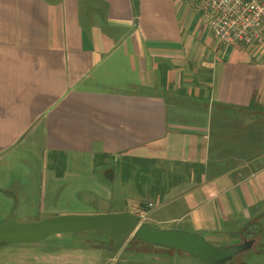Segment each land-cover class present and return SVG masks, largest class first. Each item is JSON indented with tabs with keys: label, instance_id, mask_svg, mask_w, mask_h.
Wrapping results in <instances>:
<instances>
[{
	"label": "crops",
	"instance_id": "obj_1",
	"mask_svg": "<svg viewBox=\"0 0 264 264\" xmlns=\"http://www.w3.org/2000/svg\"><path fill=\"white\" fill-rule=\"evenodd\" d=\"M137 176L146 222L234 236L264 218V50L217 43L183 0H0V222L94 213L81 191L109 206ZM77 237L0 244V264L127 263Z\"/></svg>",
	"mask_w": 264,
	"mask_h": 264
},
{
	"label": "water",
	"instance_id": "obj_2",
	"mask_svg": "<svg viewBox=\"0 0 264 264\" xmlns=\"http://www.w3.org/2000/svg\"><path fill=\"white\" fill-rule=\"evenodd\" d=\"M74 231H95L108 237L110 245L103 247L117 251L128 237L151 246L187 254L206 264H226L236 255L247 251L253 241L218 246L207 242L197 231L178 228H159L140 221L137 214L127 210L96 214H60L38 220L19 222L11 212L0 222V244L33 243L51 234Z\"/></svg>",
	"mask_w": 264,
	"mask_h": 264
},
{
	"label": "rangeland",
	"instance_id": "obj_3",
	"mask_svg": "<svg viewBox=\"0 0 264 264\" xmlns=\"http://www.w3.org/2000/svg\"><path fill=\"white\" fill-rule=\"evenodd\" d=\"M107 179V178H105ZM132 181V182H131ZM125 186L124 189L126 191L125 194L128 196L127 198L124 197L121 201V195H119L116 191L114 195V199L112 203H110L109 206L105 205L104 201L95 196L94 194H89V193H84V191H81L80 194L78 195L77 199L80 204L73 206V209H78V210H83V211H95L94 213H82V214H96V213H106V212H114V210L121 205L124 206V202L127 200L129 201L131 196H136L135 198H139L142 201H139L138 203L134 204L130 208V212L136 213V209H144V207L148 202L146 198L148 197V186L146 185V179L143 176H137L133 178L132 180H129V182H124ZM92 184V183H91ZM118 190L117 182L114 185V190ZM119 191V190H118ZM29 196H28V201L30 199L34 198V194H32L31 191H27ZM47 200V199H46ZM126 201V202H127ZM43 212V211H41ZM165 212L164 211H157L155 214H160L163 215ZM71 214H77V213H71ZM59 215V214H58ZM53 215H47L45 213H40L39 215H36L33 218H25V219H16L19 222H28V221H33V220H38L42 219L45 217H49ZM16 218V217H15ZM141 220V219H140ZM146 219H142L141 221H144ZM262 222H264V218L261 219ZM148 224L159 227V228H178L175 223L172 224H160L156 225V223H153L151 221H147ZM244 224V223H243ZM264 226V223H263ZM248 229L250 227L247 226ZM179 229V228H178ZM184 230V229H183ZM233 229L231 227H227L224 230L220 231L219 233H216V235H207L200 233L202 237L209 243L218 245V246H225L228 244H233L237 243L239 237L238 233L237 235L232 236L231 234H228L231 232ZM264 231V229H263ZM72 233H75V235H78L76 238V241L79 245L84 246V247H89V248H97V247H103V245H110L108 242V238L102 234H98L95 231H74ZM131 239V236L128 237ZM138 242H135L134 245H138ZM262 246L263 250L260 253H251L250 251L244 254L243 260L246 261L244 264H264V232H263V237H262ZM137 246H135L136 248ZM149 249L147 252L143 251L142 253H138L137 251H133L131 248L128 249V251L125 252L127 255V263L123 264H178L177 262H168L161 260L162 254L155 253V251L151 250L153 246L148 245L146 246ZM104 248V247H103ZM139 250V249H138ZM103 251H106L107 253L112 254L114 251L108 250L104 248ZM124 251V250H122ZM156 258V259H155ZM158 258V259H157ZM242 258H238V260H241ZM196 263V262H194ZM118 264H122V259ZM197 264V263H196Z\"/></svg>",
	"mask_w": 264,
	"mask_h": 264
},
{
	"label": "built area",
	"instance_id": "obj_4",
	"mask_svg": "<svg viewBox=\"0 0 264 264\" xmlns=\"http://www.w3.org/2000/svg\"><path fill=\"white\" fill-rule=\"evenodd\" d=\"M183 1L200 13L217 43L264 50V0ZM146 206L151 208L153 205L148 202ZM135 214L141 220L146 218L140 208Z\"/></svg>",
	"mask_w": 264,
	"mask_h": 264
},
{
	"label": "flooded vegetation",
	"instance_id": "obj_5",
	"mask_svg": "<svg viewBox=\"0 0 264 264\" xmlns=\"http://www.w3.org/2000/svg\"><path fill=\"white\" fill-rule=\"evenodd\" d=\"M253 223L249 226L250 229H244V230H241L239 231L238 233V241L237 242H241L243 240H252L253 243L251 245V247L243 252V253H240L238 255H236L235 257H233L231 260L227 261L226 264H244L246 263L245 260H243V256L244 254H246L247 252H251V253H260L262 250H263V246H262V237H263V229H264V226H263V223L261 221V218L260 217H256L253 219ZM108 238V237H107ZM130 239V238H128ZM136 239H133L131 238L130 240H128V242L126 241L124 243V248L122 250L124 251H128V249H130L131 247H134V244L135 242H138L137 244L138 245H145V246H148V244L146 243H143V242H140V241H135ZM108 242H110V240L108 239ZM104 246V245H103ZM155 247V246H153ZM242 258L241 260H238V258Z\"/></svg>",
	"mask_w": 264,
	"mask_h": 264
},
{
	"label": "trees",
	"instance_id": "obj_6",
	"mask_svg": "<svg viewBox=\"0 0 264 264\" xmlns=\"http://www.w3.org/2000/svg\"><path fill=\"white\" fill-rule=\"evenodd\" d=\"M96 233L100 234L99 232H96ZM135 241H138V240H135Z\"/></svg>",
	"mask_w": 264,
	"mask_h": 264
}]
</instances>
